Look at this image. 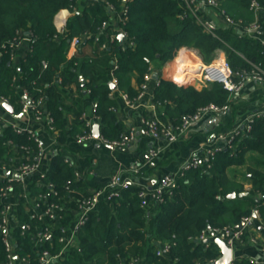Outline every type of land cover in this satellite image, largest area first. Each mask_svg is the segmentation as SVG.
<instances>
[{
	"label": "trees",
	"instance_id": "trees-1",
	"mask_svg": "<svg viewBox=\"0 0 264 264\" xmlns=\"http://www.w3.org/2000/svg\"><path fill=\"white\" fill-rule=\"evenodd\" d=\"M101 0H0V47L17 37L20 31L31 36L30 51L15 69L7 56L0 59V96L8 99L14 112L17 107L15 73L19 86L29 90L32 97L44 96L46 110L53 118L57 131L58 153L50 161L40 188L34 192H47L52 184L56 195L62 198L67 210L65 219H72L70 210L77 207V200L86 194L85 182L77 177L70 161L61 154L67 138L81 133L82 109L78 98L87 96L93 103L98 117L99 133L107 141L119 139L123 134L118 120L117 103L110 88L111 71L116 89L130 99L137 95L131 81L139 85L148 67L172 61L182 47L196 48L205 64L222 52L232 69L264 68V43L238 34L233 26H218L212 33L204 30L183 0H129L128 14L122 29L133 46H122L115 37L110 47L103 48L105 33L98 28L108 18ZM119 8L121 0H104ZM223 7L234 19L245 25L253 20L249 11L250 0H224ZM264 4V0H257ZM63 9L70 12L63 33L54 25L55 15ZM87 34L85 37H82ZM73 37H82L74 54L68 59L67 50ZM43 62L46 67H43ZM115 66V67H114ZM176 81L182 77L173 76ZM74 94L76 98H72ZM154 101L161 111L163 122L179 121L208 103L223 105L229 92L218 83L201 88L179 84L160 78L153 91ZM17 143H26V136L10 133ZM256 153L247 172L250 189L235 182L230 167L243 166L246 156ZM247 178V177H246ZM139 187L130 184L118 196L102 202L97 213L88 217L76 244L67 253V264H118L119 257L128 255L144 257L145 264H168V259L155 255L153 240L174 244L170 258L174 264H199L202 260L216 258V245L204 248L189 240L207 228L237 225L242 216L253 206L260 205L264 213V116L253 119L247 135L236 137L231 147L218 150L210 160V167L201 164L196 169L177 177L171 192L162 197L152 213L140 207ZM234 192L235 196L228 195ZM33 226L37 222L21 216ZM20 246L18 255L31 258L36 264L40 246L31 240V231L20 235L15 230ZM5 252L0 240V262ZM237 264H247L241 259Z\"/></svg>",
	"mask_w": 264,
	"mask_h": 264
},
{
	"label": "built area",
	"instance_id": "built-area-1",
	"mask_svg": "<svg viewBox=\"0 0 264 264\" xmlns=\"http://www.w3.org/2000/svg\"><path fill=\"white\" fill-rule=\"evenodd\" d=\"M128 1L121 0L119 8L104 0L100 1L106 7L108 13V18L102 21L98 28L99 32L105 33L107 38L106 43L102 47H106L107 43L111 44L113 39L119 34L125 36L122 46H133V42L129 40L127 33L122 29L128 14ZM183 1L192 9L193 15L198 19L205 31L212 33L217 28L214 22L203 17V10L198 0ZM204 4L215 12L216 16L223 22V25L233 26L235 29L239 28L245 34H250L257 30L259 27L258 17L261 13H264V4L257 0H250L249 11L252 13L253 20L245 25L241 20H234L226 12L223 7V0H204ZM64 11L68 10H60L54 18V25L59 33H63L66 28V14ZM20 33L21 31L7 45L0 47V59L1 56L5 55L9 63L13 62L15 58L13 49ZM86 35L84 34L82 37ZM82 37H73L70 41V47H77ZM30 49L31 47L28 48V52ZM42 64L43 67H46L45 62ZM153 71V65L148 67L147 72L143 76V81L137 87V95L134 99H130L126 94H121L127 106L138 108L148 105V107L155 108L154 95L149 91V86L153 81ZM172 80L179 84H188L196 88H201L211 83H218L229 92L230 96L227 103L223 105L215 103L205 104L198 107L192 114L182 117L178 122L175 120L163 122L155 112L141 117V125L150 137L153 139L162 137L169 143L175 142L203 118L229 111L233 94L238 93L247 80L264 83V68L252 66L250 69H232L229 62L218 55L209 64L200 63L199 67L189 66L183 79H181L182 81H176L175 78H172ZM15 81L16 78L14 77V83ZM111 82L113 84L116 83L112 71ZM157 85L158 80L155 82V86ZM16 91L18 97L17 107L19 114L24 118V122L18 124L0 113V240L5 252V260L1 261L0 264H31V258L18 255L20 246L16 239L15 230L17 228H19L21 236L24 235L25 231H31V240L34 245L41 247L38 251V256L35 258L36 264H67L68 251L76 244L78 235L88 217L98 212L102 202H107L111 198L118 196L130 184H135L139 187L137 195L140 199V207L143 209L148 208L147 204L149 201H153L155 204L161 202L162 197L171 192L177 177H183L186 171L196 169L201 164L209 168L210 160L218 150L231 147L236 137L249 133L254 118L264 116V113L251 114L245 119L241 129L236 127L226 133L219 134L212 143L201 147L199 155L195 154L183 162L176 173L160 176L153 188L148 189L135 181L134 177L140 171V163L134 160L125 172L112 174L106 184L86 192L84 196L79 198L77 207L74 210H70V214L74 216H72V219L67 220L63 213L67 208L62 198L54 200L51 197L57 194L52 184L46 185L48 187L47 192L33 191V188L41 187L40 179L46 173L42 165L45 147H43L40 133L34 127L37 126L46 135H50L56 144L57 131L53 124V118L46 110L43 95L36 98L32 97L29 90L22 86H19ZM147 96L149 103L144 102ZM6 103H9L8 99L0 96V108H4L3 105ZM81 119L83 121L81 133L74 137L79 144L93 140L91 130L93 125L98 123V117L94 115V109L90 113L83 111ZM4 127H10V133L14 135L19 137L26 136L27 142L16 143L3 129ZM133 139L134 130L131 128L124 132L119 139L107 141L100 137L99 141L112 148H123L131 143ZM158 152V149L151 148L148 155L155 158ZM260 197L264 199V192H262ZM23 214L25 217H30L32 221L37 222L36 225L33 226L31 223L24 221L21 218ZM240 222L243 223L241 228H237L236 225L209 227L202 230L198 236L189 240L198 242L204 248H208L216 245L215 239L218 238L231 250L229 264H237L241 259H244L247 264H264V259L252 255L235 256L236 249L245 246H252L264 252V213H262L261 206H253L248 214L241 217ZM206 239L207 242H205ZM152 244L156 256L168 259V264H174V260L170 258V250L174 244L170 243V241L161 240H153ZM220 256L219 251V255L216 258L202 260L199 264H214ZM145 263L144 257L134 255H128L127 257L118 256V264Z\"/></svg>",
	"mask_w": 264,
	"mask_h": 264
},
{
	"label": "crops",
	"instance_id": "crops-1",
	"mask_svg": "<svg viewBox=\"0 0 264 264\" xmlns=\"http://www.w3.org/2000/svg\"><path fill=\"white\" fill-rule=\"evenodd\" d=\"M198 2L203 10L204 18L214 22L217 27L223 26V22L216 16L215 12L205 6L204 0H198ZM224 3L225 1L223 0V5ZM64 13L66 14L67 22L70 12L64 11ZM258 23L259 27L257 30L250 34L243 33L239 28H237V32L241 35H248L260 43H264V13L259 15ZM30 42L31 37L29 32L21 31L13 49L15 58L12 65L15 69L19 67L20 61L28 53ZM110 45V43H107L106 47H110ZM76 49L77 47H70L69 44L67 50L68 59L74 54ZM183 50L186 52L188 57L187 61L190 67L197 62L204 63L196 48L182 47L177 53L180 55L183 53ZM218 55L225 58L224 54L220 51L216 53L215 58ZM175 59L176 58L173 59V64L171 63L172 61H170L161 65L159 68L154 67L152 75L154 76V74H157L158 78L155 79L153 77V81L149 86L150 93L153 94L154 88L156 87L155 82L160 78L172 80L174 75L183 78V76L180 75V72L176 69ZM15 78V85L18 88L19 77L17 73H15ZM131 84L137 89L138 84L135 79H132ZM71 97L76 98L74 94H72ZM112 97L117 103L116 113L118 120L122 123L123 131L126 132L131 128L134 130L133 141L123 148H112L101 143L99 139L93 138L91 141L79 144L75 141L74 137H69L61 149V154L70 161L77 176L84 180L85 192L103 186L108 182L112 174L125 172L134 160H137L140 163V171L134 177L135 181L148 189L153 188L160 176L169 173H176L183 162L195 154L199 155L201 147L212 143L216 136L235 129L236 127L241 129L245 119L251 114L264 113V83L247 80L243 88L238 93L233 94L229 105V111L217 115H209L203 118L187 133L180 136L175 142L169 143L162 137L153 139L145 132L141 125L142 116H147L152 112H155L158 116L161 107H158L156 104L154 109L148 107V105L131 108L126 105L121 93L117 89L112 92ZM78 102L82 111L87 113H90L94 107L92 101L87 96L78 98ZM144 102L149 103L148 96L145 98ZM0 113L18 124L24 122V118L15 117L5 108H0ZM14 114L17 115L15 112ZM34 129L40 133L43 147H45V153L42 157V165L43 169L47 170L52 157L58 153L57 144L53 142L50 135H46L43 131L39 130L37 126H35ZM151 148L158 149L159 152L157 157L152 158L148 155L149 149ZM257 156L256 153L247 154V162L243 166H238L241 169L239 172H235V182L243 184L244 190L250 189L251 186L250 180L248 179L249 174L248 172L244 173V167L248 165L249 157L254 158ZM230 175L232 174L230 173ZM243 177L245 178L246 183L243 180ZM147 205V211L152 213L155 209V202L149 201ZM236 251L238 253L236 257H243L248 254L264 259V252H261L252 246L240 247L236 249Z\"/></svg>",
	"mask_w": 264,
	"mask_h": 264
},
{
	"label": "water",
	"instance_id": "water-1",
	"mask_svg": "<svg viewBox=\"0 0 264 264\" xmlns=\"http://www.w3.org/2000/svg\"><path fill=\"white\" fill-rule=\"evenodd\" d=\"M118 40H119V43L120 45L123 44V41L125 40V36L123 34H119L117 36ZM155 79L158 78L157 74H154L153 76ZM110 88L112 91H114L116 89V86L115 84L111 83L110 84ZM3 107L11 114H13L15 117L17 118H20L21 117V114H17L15 115L14 112H13V107L11 104L9 103H6L3 105ZM91 134H92V137L95 138V139H99L101 136H100V133H99V124L98 123H95L92 127V130H91ZM235 196V193L234 192H231L228 197L229 198H232ZM243 225V223H238L236 225L237 228H241ZM205 242H207V239L205 240ZM215 244L217 245V247L219 248V251H220V254L221 256L217 259V261L214 263V264H229L230 262V258H231V250L225 245V243L220 240V239H215Z\"/></svg>",
	"mask_w": 264,
	"mask_h": 264
},
{
	"label": "bare ground",
	"instance_id": "bare-ground-1",
	"mask_svg": "<svg viewBox=\"0 0 264 264\" xmlns=\"http://www.w3.org/2000/svg\"><path fill=\"white\" fill-rule=\"evenodd\" d=\"M182 51V50H181ZM180 51V52H181ZM185 50H183V53L182 54H178L176 59H175V65H176V69L180 72V75H182L184 77L185 75V71L187 70V68L190 66L188 64V61H187V55H186V52H184ZM179 52V53H180ZM200 63H195L193 66L194 67H199Z\"/></svg>",
	"mask_w": 264,
	"mask_h": 264
},
{
	"label": "rangeland",
	"instance_id": "rangeland-1",
	"mask_svg": "<svg viewBox=\"0 0 264 264\" xmlns=\"http://www.w3.org/2000/svg\"><path fill=\"white\" fill-rule=\"evenodd\" d=\"M177 55H178V53H177ZM177 55H176V57H177ZM175 57V58H176ZM191 58V57H190ZM172 64L174 63V61L172 60V62H171ZM252 161L253 160H249V162H248V165H246L245 167H244V170H245V172L244 173H246L247 172V169H248V166L249 165H251V163H252ZM240 167H230L229 169H228V173L230 174H235V172L236 171H240ZM241 180V179H240ZM243 180L245 181V183H246V180H245V178L243 177ZM238 255V253H237V251H235V256H237Z\"/></svg>",
	"mask_w": 264,
	"mask_h": 264
}]
</instances>
